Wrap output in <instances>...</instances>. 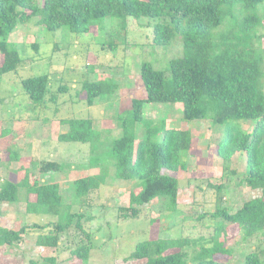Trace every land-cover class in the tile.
<instances>
[{
  "label": "trees",
  "instance_id": "16d2710c",
  "mask_svg": "<svg viewBox=\"0 0 264 264\" xmlns=\"http://www.w3.org/2000/svg\"><path fill=\"white\" fill-rule=\"evenodd\" d=\"M263 4L264 0H40V4L34 0H0V77L24 63L17 46L7 38L32 19L36 26L48 31L65 29L78 35L88 34L92 27L103 31L104 20L109 19L112 28L116 26L122 36L128 19H155L151 44L164 47L178 39L182 55L169 60L165 71L141 63L139 77L145 97L131 99L125 117L120 116V137L111 142L108 150L106 147L100 152V133L93 128L91 120L64 119L60 123L67 126V131L58 134L57 141L88 144L90 167L110 163L116 180L133 183L129 205L118 210L123 213V219L136 217L138 207L154 199H162L169 217L176 218L178 180L168 173L186 170L185 156L191 149L192 138L187 131L165 127L163 121L155 124L145 119L143 105L180 104L182 120H210L214 126H224L215 146L222 164V178L236 175L230 165L233 157L241 155L246 167L238 186L259 190L264 196V49L261 44L264 15L260 13ZM114 19L119 20V25ZM107 48L116 49V43L107 42ZM20 84L30 109L40 108L46 100L52 102L58 93L67 91L65 85H59L51 93L47 75L22 79ZM115 89L110 81L84 82L76 96L92 107L96 99L107 101L106 96ZM234 121L251 123L250 131H242ZM138 127L143 130L141 137L137 135ZM9 156L10 161L18 162L16 152ZM36 168L41 173L57 172L60 165L31 160L25 166L21 162L13 170L18 175L16 180L0 183V204L22 201L24 213L51 216L55 221L24 224L17 230L0 227V247L16 245L23 237L35 234L37 247L58 251L68 242L70 256L79 264H87L92 245L91 234L84 226L93 217L73 212L70 205L62 203L57 183L41 185L30 179ZM105 179V174L98 173L74 180L75 198L83 202ZM208 186L215 189L219 201L227 184ZM20 191H23L22 199ZM262 196L239 198L229 209L215 207L210 213L202 209L194 211V216L188 218L210 220L208 237L143 239L125 260H143L145 264H227L216 256L231 255L232 249L225 245V238L228 229L235 228L244 242L249 239L255 242L241 264H264ZM28 264H58V261L54 256H45L30 259Z\"/></svg>",
  "mask_w": 264,
  "mask_h": 264
},
{
  "label": "rangeland",
  "instance_id": "374dc122",
  "mask_svg": "<svg viewBox=\"0 0 264 264\" xmlns=\"http://www.w3.org/2000/svg\"><path fill=\"white\" fill-rule=\"evenodd\" d=\"M34 1L40 4V0ZM260 13L264 15V4ZM114 21L119 25V20ZM155 22V19H128L122 36L121 31H116L117 27L112 28L109 19H105L103 31L92 27L88 34L78 35L65 29L48 31L36 26L32 19L18 26L7 38L8 42L17 46L24 63L17 70L0 77V183L1 180H16L18 175L13 174V170L21 162L25 166L31 160L58 163L60 168L57 172L41 173L36 168L30 179L41 185L57 183L62 203L70 205L73 212L93 217L84 226L91 234L92 245L87 264H145L143 260H125L138 241L208 237L211 233V229L207 228L210 220L194 221L188 218L189 215L194 216L199 209L207 213L213 212L215 207L229 209L239 198L247 200L262 196L259 190H250L243 184L238 186L246 167L241 155L231 161L230 169L236 171V175L224 181L221 160L215 153L216 142L222 136L224 126H214L210 120H182L180 104L143 105L145 119L155 124L163 121L165 127L187 131L192 138L191 149L185 156L186 170L168 173L178 180L176 209L179 214L176 218L169 217L162 199H154L138 207L136 217L123 219V213L118 210L129 205L133 183L116 180L110 163L90 167L88 144L57 141V135L67 131V126L60 123L64 119L91 120L93 128L100 133V152L106 147L108 150L111 142L120 137V116L125 117L131 99L145 97L139 77L141 63L147 62L154 69L165 71L169 60L182 55L178 39L164 47L151 44ZM261 32L264 33V30ZM106 41L108 44L115 42L116 49H108ZM35 44L38 45L36 49L32 48ZM261 44L264 49V36ZM38 75L48 76L51 93L59 85H65L67 91L58 93L52 102L46 100L40 108L30 109L20 81ZM99 80L110 81L116 89L106 96L107 101L96 99L93 106L88 107L76 94L84 82ZM234 122L240 125L242 131L251 129V123ZM142 133V128L138 127L137 135L141 137ZM13 152L17 153L18 162L9 160ZM98 173L106 175L104 184L88 194L83 202L76 199L72 182ZM221 183H226L227 187L221 191L218 201L215 189L208 185ZM22 194L23 191H20L21 199ZM20 202L0 204V227L17 230L24 224L42 225L55 221L51 216L24 213L23 202ZM225 239V245L232 249V253L224 257L216 256V259L227 264H241L245 254L255 245L254 239L244 242L235 228L228 229ZM34 242L35 234H31L16 245L0 247V264H28L30 259L45 256H54L58 264H79L70 256L66 248L68 242L58 251L37 247Z\"/></svg>",
  "mask_w": 264,
  "mask_h": 264
},
{
  "label": "crops",
  "instance_id": "0c3cea01",
  "mask_svg": "<svg viewBox=\"0 0 264 264\" xmlns=\"http://www.w3.org/2000/svg\"><path fill=\"white\" fill-rule=\"evenodd\" d=\"M2 181V180H1Z\"/></svg>",
  "mask_w": 264,
  "mask_h": 264
}]
</instances>
